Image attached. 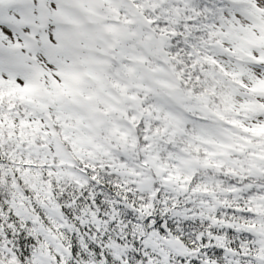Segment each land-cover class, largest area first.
I'll return each mask as SVG.
<instances>
[{"label": "snow or ice", "instance_id": "6c2138e0", "mask_svg": "<svg viewBox=\"0 0 264 264\" xmlns=\"http://www.w3.org/2000/svg\"><path fill=\"white\" fill-rule=\"evenodd\" d=\"M0 264H264V0H0Z\"/></svg>", "mask_w": 264, "mask_h": 264}]
</instances>
